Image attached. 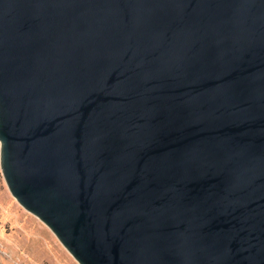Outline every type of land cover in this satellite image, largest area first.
<instances>
[{"label":"water","instance_id":"95a60500","mask_svg":"<svg viewBox=\"0 0 264 264\" xmlns=\"http://www.w3.org/2000/svg\"><path fill=\"white\" fill-rule=\"evenodd\" d=\"M0 172L78 264H264V0H0Z\"/></svg>","mask_w":264,"mask_h":264},{"label":"rangeland","instance_id":"374dc122","mask_svg":"<svg viewBox=\"0 0 264 264\" xmlns=\"http://www.w3.org/2000/svg\"><path fill=\"white\" fill-rule=\"evenodd\" d=\"M0 264H78L9 193L0 172Z\"/></svg>","mask_w":264,"mask_h":264}]
</instances>
